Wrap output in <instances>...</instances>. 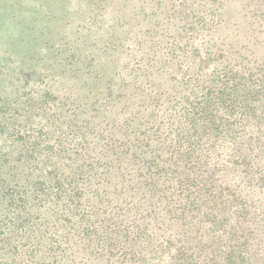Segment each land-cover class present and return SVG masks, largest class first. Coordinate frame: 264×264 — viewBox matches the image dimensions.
Instances as JSON below:
<instances>
[{
  "label": "trees",
  "instance_id": "16d2710c",
  "mask_svg": "<svg viewBox=\"0 0 264 264\" xmlns=\"http://www.w3.org/2000/svg\"><path fill=\"white\" fill-rule=\"evenodd\" d=\"M101 1L0 0V264H264V0Z\"/></svg>",
  "mask_w": 264,
  "mask_h": 264
},
{
  "label": "rangeland",
  "instance_id": "374dc122",
  "mask_svg": "<svg viewBox=\"0 0 264 264\" xmlns=\"http://www.w3.org/2000/svg\"><path fill=\"white\" fill-rule=\"evenodd\" d=\"M3 1V0H2ZM11 1V0H6ZM51 1V0H49ZM55 3V7L57 8L56 12L58 14L65 13V12H71L73 9L83 8V11L89 10V5L93 2V0H52ZM100 0H95L96 3H98ZM103 4L108 6L107 0L101 1ZM101 2L97 4L99 12H101ZM260 39H264L261 37ZM262 45L257 46V49H259L258 56L264 58V48H262ZM261 163V162H260ZM258 162L256 167L260 164ZM261 173H258L255 177L260 176ZM233 174L230 173L226 180L231 183L230 179H232ZM236 179V178H235ZM236 187H233L231 189H236L237 191H241L246 203L245 209L248 211L253 210V216L254 219L250 221L252 223V226H248L253 233H257L258 239L263 240L264 239V227H260L259 221L262 220V217L264 216V183L257 179L256 184L252 183L251 185L247 184L246 182H239V180H236ZM231 189H229V192H231ZM252 204L251 207L248 205ZM257 225V227H256Z\"/></svg>",
  "mask_w": 264,
  "mask_h": 264
}]
</instances>
